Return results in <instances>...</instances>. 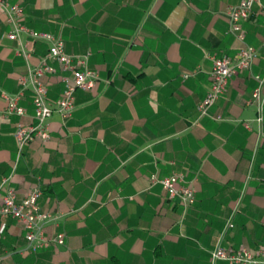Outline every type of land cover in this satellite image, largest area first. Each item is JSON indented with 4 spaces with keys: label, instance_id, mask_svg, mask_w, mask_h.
Wrapping results in <instances>:
<instances>
[{
    "label": "crops",
    "instance_id": "0c3cea01",
    "mask_svg": "<svg viewBox=\"0 0 264 264\" xmlns=\"http://www.w3.org/2000/svg\"><path fill=\"white\" fill-rule=\"evenodd\" d=\"M241 1L11 0L28 30L61 38L68 54L89 55L100 80L76 92L71 118L52 116L47 142L35 140L19 157L16 131L36 122L33 92L19 79L50 43L27 33L7 38L13 26L0 13V186L9 179L19 199L40 188L47 235L66 236L65 246L26 252L22 225L0 218V264H211L232 215L222 246L264 250V120L253 102V76H264V0L244 23L256 50L251 70L230 80L209 116L199 112L212 58L241 49L227 16ZM49 64L56 73L45 84L55 102L67 74ZM6 97H18L26 114L9 115ZM173 174L195 191L188 209L152 184Z\"/></svg>",
    "mask_w": 264,
    "mask_h": 264
},
{
    "label": "built area",
    "instance_id": "2783aa9c",
    "mask_svg": "<svg viewBox=\"0 0 264 264\" xmlns=\"http://www.w3.org/2000/svg\"><path fill=\"white\" fill-rule=\"evenodd\" d=\"M260 2L261 0H242L239 4L228 8L229 32L241 44V49L235 58L226 56L212 58V84L208 96L199 107L201 116H209L211 108L225 94L233 77L240 72L251 70L256 59V50L246 43L244 23L250 19L254 7ZM0 13H4L8 23L13 26V30L7 35V38L19 40L22 33H27L33 40L50 43L48 54L42 63L30 69L27 76L19 79L23 89L31 88L33 92L32 103L36 121L29 126L20 125L16 131L18 156L21 157L23 149L35 140L47 142L50 139L48 122L55 113L60 114L64 119L72 117L75 110L76 92L78 90H92L100 77L97 71L89 68V55L74 56L68 54L61 38L50 33L28 30L22 24V10L18 4H11V0H0ZM18 55L26 60H29L31 56L30 52L25 49L19 51ZM49 61L57 62L61 71L67 74L63 78L65 88L60 98L55 102L49 100L48 88L45 84V77L56 73V69L49 64ZM253 79L257 82V88L253 92V102L258 110L257 122L262 124L264 120V94L262 91L264 76L254 75ZM6 98L9 115L24 116L26 114V110L19 105L18 97ZM246 128L250 130L249 125ZM8 182L9 179H4L0 186V191L4 190V193L0 194V218H11L22 225L25 230L26 252H37L53 245L65 246L66 236L64 233L52 237L46 233V224L51 216L40 209L41 189L35 187L23 199H19L14 189L7 188ZM152 184H160L170 200L178 201L186 209L196 201L195 191L182 185L183 176L180 174H173L162 179L153 176ZM234 227L232 215L222 230L216 247L211 252L210 263L264 264V250L255 254L246 248L228 250L222 246L227 233Z\"/></svg>",
    "mask_w": 264,
    "mask_h": 264
}]
</instances>
